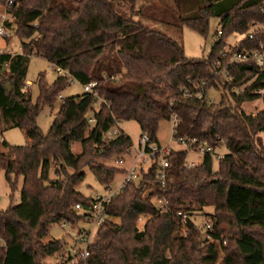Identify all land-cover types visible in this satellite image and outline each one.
I'll list each match as a JSON object with an SVG mask.
<instances>
[{
  "label": "trees",
  "instance_id": "obj_1",
  "mask_svg": "<svg viewBox=\"0 0 264 264\" xmlns=\"http://www.w3.org/2000/svg\"><path fill=\"white\" fill-rule=\"evenodd\" d=\"M263 2L197 0L192 8L187 0H178V27L204 35L209 18L220 26L208 54L190 58L179 42L132 20L141 11L134 8L135 0H15L6 9L13 16V35L28 42H20V54L0 52V118L23 131L27 142H1L4 179L10 185L11 176H20L21 186L20 202L0 210V264H44L57 254L69 257L59 240L41 239L52 224L74 225L82 219L74 205L86 209L95 202L76 190L83 168L104 190L114 175L123 174V169L98 160L118 158L131 141L123 132L107 139L105 132L117 122L133 121L138 136L157 142L158 123L171 119L176 138L203 140L212 147L224 142L226 152L216 161V170L208 155L186 168L182 153L171 151L163 192L169 213H160L152 203L161 193L154 166L141 172L103 204L105 217L87 246L85 263L264 264L263 241L249 231H264V151L257 137L264 133V107L252 114L241 109L259 97L255 91L263 87L262 76L236 92L256 72L253 64L226 68L230 82L220 81L213 66L216 59L224 63L261 39L260 34L253 40L243 35L252 22L263 21L258 10ZM230 36L242 39L226 47ZM222 51L225 57L219 58ZM25 55L42 58L60 72L49 85L38 75L34 103L22 89ZM70 82L94 86L89 93L62 99L43 135L35 124L38 111L52 105ZM209 88L221 89L220 102L205 99ZM198 93L201 97L196 98ZM73 144L79 147L77 153L71 152ZM207 206L213 208L214 239L224 233L215 212L225 211L238 229L233 239L226 238L220 259L215 244L198 245L200 227L194 219ZM175 212L189 216L184 231ZM140 217L144 221L139 230Z\"/></svg>",
  "mask_w": 264,
  "mask_h": 264
},
{
  "label": "rangeland",
  "instance_id": "obj_2",
  "mask_svg": "<svg viewBox=\"0 0 264 264\" xmlns=\"http://www.w3.org/2000/svg\"><path fill=\"white\" fill-rule=\"evenodd\" d=\"M178 0H135L134 8L140 9V13L132 16V20L134 22L140 23L144 28L157 31L163 33L170 37L171 39L179 42L182 47L183 54L186 57L190 58H200L205 57L211 45L215 41L214 33L218 31L220 28L218 24V20L216 18H209L207 23L206 32L204 35H198L191 29L187 27H178L177 26V17L179 16L180 10L176 6V2ZM190 7L194 8L197 0H187ZM7 7L5 5V0H0V15L7 13ZM6 27L9 30V37L1 39L0 38V52H9L11 54H20V42L23 41L25 43L28 42L26 39H19L13 35L15 26L13 21L11 23H6ZM241 37L239 36H230L225 40V46L234 45ZM225 47V48H226ZM24 67H25V76L22 82V89L30 94V101L32 103L35 102L38 88L36 86V79L38 75L41 74L42 80L46 85H49L53 82L55 77L57 76L54 68L48 64L44 59L34 56H24ZM60 73V72H59ZM29 81L25 83V81ZM221 81V80H220ZM4 84L6 82L2 81ZM7 85V83L5 84ZM83 93L82 86L76 82H70L67 87H65L62 91L59 92V97L55 99L52 105H44L38 111V114L35 118V124L40 130V132L44 135L51 124L54 114L58 110L62 99L78 96ZM222 91L220 88L212 89L209 88L205 91V98L207 101H211L213 103H218L221 100ZM264 107V93L262 92L259 97L251 102H245L241 105V109L245 113H255L260 111ZM172 122L171 121H161L157 125L156 129V139L160 145L165 144L170 136ZM116 130L117 134L111 136V138L117 136L120 132H123L127 135L131 141V152L133 151V146L136 144L139 135V129L135 122L133 121H125V122H117L111 130ZM0 136L2 140L9 146H22L27 142V139L23 133V131L9 127L4 124L0 118ZM257 137L260 140L262 145V149L264 151V133L257 134ZM79 151V147L77 144H73L71 146V152L77 153ZM221 156L226 152L223 147H218L215 149ZM0 152H4V149L1 148ZM126 153V152H125ZM124 153V154H125ZM121 154L118 158L123 157L126 159L125 155ZM190 158H195L192 155ZM117 158L111 157L109 159L103 160L99 159L98 162H101L103 165L108 167H114V161ZM218 161V160H217ZM129 162L126 161V164ZM121 165V168L126 169L127 165ZM117 167V166H115ZM119 167V168H120ZM212 171L216 170V163H212ZM83 179L81 183L77 187V191L85 198H94L95 196L106 194V191L103 187L95 180L91 172L87 168L82 169ZM114 179L108 186V189L115 188L119 185V182L122 178L121 174L114 175ZM52 171L49 172V178H52ZM11 184L9 185L5 179L3 172L0 170V210H4L7 206H14L20 202V186H21V177L18 176L14 179L11 176ZM110 188V189H111ZM74 209V208H73ZM75 210V209H74ZM77 211V210H75ZM213 212V208L210 206L203 207L201 212L196 215L194 221L201 228L204 222H210V216ZM77 213H79L77 211ZM218 213L219 218V227L223 230V234H221V238L225 240L226 238H234L237 233V228L232 224L229 215L220 210ZM112 221L117 222V219H112ZM144 221L143 217H140L136 226L140 230L141 225ZM91 225L82 219L74 225L65 224L64 227H60V225L52 224L48 227L46 235L41 239L42 243H47L54 240H59L63 244V248L65 250L71 251L73 248L75 250L81 249L82 244L76 242V236L82 230L90 229ZM251 233L253 232L256 236L260 235V239L264 244V231L258 229H250ZM202 230H200L198 236V242L202 239ZM79 235V234H78ZM94 235V231L89 233V239L92 240ZM3 245V242L0 240V246ZM199 245V243H198ZM200 246V245H199ZM220 246L219 258L222 256V248ZM65 258L64 256H60L57 254L51 258H46L43 260L44 264H54L55 260H61ZM219 261V260H218Z\"/></svg>",
  "mask_w": 264,
  "mask_h": 264
},
{
  "label": "built area",
  "instance_id": "obj_3",
  "mask_svg": "<svg viewBox=\"0 0 264 264\" xmlns=\"http://www.w3.org/2000/svg\"><path fill=\"white\" fill-rule=\"evenodd\" d=\"M15 0H5V5L8 8L11 4H13ZM258 10L264 17V2L261 6H259ZM13 21V16L9 13H5L0 15V38L4 39L9 37V30L6 27V23H11ZM260 34L261 39H259L255 46L250 49H244L232 53L228 56L227 60L221 63L218 59L213 62V66L219 71V79L222 82H230L231 78L228 76L226 72V68L235 67L238 65H246L253 64L255 69V73L247 82L241 85L239 88L234 89L236 92H240L247 86L251 81L255 80L259 74L262 76V84L263 87L256 90L255 93L259 96L264 93V19L262 22H252L246 33L243 35V38H247L248 40H253L256 35ZM220 36L219 31H216L215 38ZM242 39V38H240ZM240 39L238 41H240ZM237 41V42H238ZM235 42L234 44H236ZM225 57L224 51L219 54V58ZM56 73H59L56 71ZM93 83H89L82 86L83 92H91ZM196 98L201 97V93H198ZM206 99V98H205ZM212 103L211 101H208ZM172 122L171 131L168 141L160 145L158 142L149 141L148 137L145 134H141L138 136L136 144L133 146V151L131 152V147L128 148L126 153L124 154L126 159L123 157L117 158L114 161V166L120 167L121 165L126 164V161L129 163L126 164L127 168L123 169L122 178L119 182V185L115 188H109L106 191V194L95 196V202L92 204L90 208H82L78 205H74L73 208L79 212L82 216V220L91 225L90 229L82 230L76 236V242L82 244L81 249L75 250L74 248L70 251V256L65 257L61 260H55L54 264H86L85 259L88 255L87 246L90 243L89 233H92L96 227L103 220L104 213L102 210V206L104 203L108 202L109 198L117 194L126 183L136 181L139 179V174L141 172L145 173L147 169L151 166H154V178L157 185L158 190L161 192L159 195H155L152 199L153 205L160 213H169V210L166 207V201L163 195L165 191V182H166V169L168 167V161L166 156L171 151H180L183 156V165L186 168H191L203 160L205 155H208L212 162H215L221 158V155L215 151L216 147L210 146L206 141H197L196 139H186L182 137H174L172 132V127L175 125V121L173 119L170 120ZM89 123H92V119H88ZM117 134L116 130L109 129L105 132V137L107 139L111 138L112 135ZM2 142V137L0 136V145ZM218 147H224V142L219 140L217 142ZM192 155L196 157L190 158ZM174 216L178 219L180 223V228L182 231L185 230L184 224L188 219V215L182 212H175ZM60 227H64L65 223H59ZM202 239L198 242L200 246L215 244L220 252V246L225 245V240L223 238L214 239L211 234L212 227L211 223L204 222L202 227ZM87 234V235H86ZM220 259V258H219Z\"/></svg>",
  "mask_w": 264,
  "mask_h": 264
},
{
  "label": "water",
  "instance_id": "obj_4",
  "mask_svg": "<svg viewBox=\"0 0 264 264\" xmlns=\"http://www.w3.org/2000/svg\"><path fill=\"white\" fill-rule=\"evenodd\" d=\"M6 91L8 92L9 91V88H8V86L6 85Z\"/></svg>",
  "mask_w": 264,
  "mask_h": 264
},
{
  "label": "crops",
  "instance_id": "obj_5",
  "mask_svg": "<svg viewBox=\"0 0 264 264\" xmlns=\"http://www.w3.org/2000/svg\"><path fill=\"white\" fill-rule=\"evenodd\" d=\"M0 51H1V50H0ZM28 82H29V81H27V80L25 81V83H28Z\"/></svg>",
  "mask_w": 264,
  "mask_h": 264
}]
</instances>
